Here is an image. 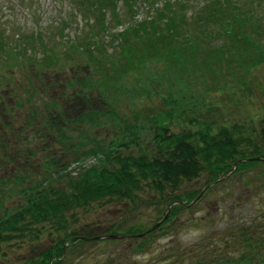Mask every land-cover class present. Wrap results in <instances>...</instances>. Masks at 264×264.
I'll list each match as a JSON object with an SVG mask.
<instances>
[{"label": "rangeland", "instance_id": "1", "mask_svg": "<svg viewBox=\"0 0 264 264\" xmlns=\"http://www.w3.org/2000/svg\"><path fill=\"white\" fill-rule=\"evenodd\" d=\"M85 1L0 0V41L8 51L5 57L0 46V63L3 64H0V215L5 206L12 207L24 200L18 193L21 186L44 177L53 178L51 184L57 186V174L50 176L56 166L49 165L48 161L68 162L66 170L74 175L80 167L96 161L95 155L82 153L84 149L122 141L124 134L132 131L131 127L139 131L140 141L147 140L154 132L153 127L150 129L149 117L172 108L160 95L167 96L171 90L178 92L174 84L175 74L171 69L162 73L164 67L161 63L151 64L149 71H132L120 80L125 88L111 90L108 95V90L103 92L106 94H100L103 88L98 83L100 78L89 74L84 64L86 60L81 56L88 57L86 48L90 45L97 56L91 63L96 70L103 64L99 57L102 53L118 57V44L123 43L118 33L154 12L149 0L132 3L116 0L104 9L102 0ZM163 1L156 0L154 6H161ZM170 1L176 3L178 0ZM187 1L186 21L189 24L193 8H198L204 0ZM238 3L244 8L253 7L257 23L264 26V0H238ZM128 40L133 43L135 38ZM222 40L216 38L211 44L216 47ZM144 41L146 39L142 36L139 47ZM79 47H82L80 51L77 50ZM51 50L58 58L61 56L53 63L54 58L45 57ZM105 65L107 75L112 76L111 66L108 62ZM223 67L219 70L224 71L226 77H219L216 81L221 80L218 81L221 86L224 81L230 85L232 76L226 73L224 64ZM89 71L94 72L90 66ZM236 74L239 76L241 72ZM79 75L91 80V90L84 92L78 81ZM247 79L243 84L234 82V86L224 87L222 91L212 90L209 94L205 88H214L213 79L206 77L205 82L199 84L192 80L189 82L190 94L200 100L198 103L203 101L214 105L210 111L213 117L218 115L219 119L227 121H243L250 125V131L259 130V119L264 116V61L249 72ZM111 80L120 85L118 80ZM146 89L151 96L145 94ZM155 91H159V95H153ZM52 102L56 103V110H53ZM184 107L186 115L191 116L192 107L189 104ZM81 108L113 111L119 119L113 123L101 112L96 120L104 124L98 127L90 122V128L84 133L82 124L74 120ZM59 110L62 116L58 114ZM186 115L182 119L188 120ZM129 124L144 128L141 130ZM172 127L179 131L182 126L174 122ZM61 135L71 138L63 141ZM29 152L33 155L30 156ZM226 179L227 176L223 178ZM204 181L205 174H202L194 185L203 187ZM199 197L193 210L183 211L168 223L164 232L157 231L151 236L150 246L144 252L133 249L135 239L117 237L116 240H106L102 234L113 223L139 221L149 224L158 215L153 206L141 204L134 213L130 205L113 201L102 208H89L88 212L77 210L78 218L73 227L80 232H90L95 239L72 252L65 251L62 264H161L174 247L193 245L202 238L220 244L224 235L222 229L234 222L256 220L264 223V166H247L223 185ZM66 220L69 231L71 211ZM56 236L32 239L26 235L3 243L1 251L4 255L0 256V264H24L52 244Z\"/></svg>", "mask_w": 264, "mask_h": 264}, {"label": "trees", "instance_id": "2", "mask_svg": "<svg viewBox=\"0 0 264 264\" xmlns=\"http://www.w3.org/2000/svg\"><path fill=\"white\" fill-rule=\"evenodd\" d=\"M186 1L173 3L164 0L161 6H154L156 0H149L154 12L148 14L147 19L118 33L123 39V43L118 44L119 56L113 57L104 52V57L102 53L99 57L103 59V64L97 70L94 65L91 67L97 56L90 45L86 48L88 57L81 56L86 60L84 64L89 74L100 78L99 86H103L101 92L98 88L100 94L108 90L109 95L111 90L125 88L121 78L138 69L148 70L151 64L161 63L164 67L162 73L171 69L178 92L171 90L167 96L160 97L172 108L149 117L150 129L153 127L154 132L147 140L140 141L139 131L131 127L132 131L124 134L122 141L84 149L82 153L95 155L96 161L80 167L74 175L66 170L68 162L48 161L49 165L56 166L50 176L57 174V186L51 184L53 178L44 177L18 189L24 200L12 207L5 206L4 213L0 215V256L4 255L1 244L16 238L30 235L32 239H39L57 235L52 244L24 264H62L65 251L72 252L95 239L90 232H80L73 227L78 218L76 211L88 212L89 208H102L113 201L130 205L134 213L141 204L153 206L157 211L158 215L149 224L139 221L113 223L102 234L106 240H116L117 237L110 235L135 239L133 249L144 252L150 246L151 236L157 231L164 232L168 223L183 211L194 209L201 192L205 194L223 185L247 166H264V116L259 119L258 131H250V125L243 121H227L219 119L218 115L213 117L210 111L215 106L203 101L198 103L200 100L190 94L189 84L192 80L199 84L210 77L215 86L205 88L209 94L212 90L222 91L224 87L234 86V82L239 85L245 83L249 72L264 61V26L257 23L253 7L244 8L238 0H204L198 8H193L194 14L188 24ZM113 2L116 0H102L103 9ZM142 36L146 41L139 47ZM130 37L135 38L133 43L129 42ZM216 38L223 40L215 47L211 42ZM0 46L7 57L8 51L1 41ZM49 53L45 57L54 58L51 63L61 58L53 50ZM106 62L111 66L112 76L107 75ZM88 64L94 72L89 71ZM223 64L226 73L232 76L230 85L224 81V86H221L218 83L221 80L216 81L219 77H226L224 71L219 70L224 69ZM236 72L241 74L237 76ZM112 77L120 85H115ZM78 79L84 92L92 89L91 80L81 75ZM145 91L151 96L147 89ZM157 94L159 91L153 95ZM188 104L192 107L191 116L185 113L184 105ZM52 108L56 110L55 102H52ZM101 112L111 122L117 123V113L98 108H81L74 120L82 124L81 131L85 133L90 128V122L98 127L104 124L96 120ZM58 114L62 116L60 110ZM184 115L188 120L182 119ZM174 122L182 126L179 131L173 129ZM129 125L141 130L144 128L139 124ZM86 136L89 141L92 140L89 134ZM61 138L69 141L71 137L61 135ZM29 155L33 153L29 152ZM202 174H205L203 187H197L194 183ZM169 206L166 218L154 230L148 231L164 217ZM70 211L71 230L67 231L66 216ZM222 230L221 245L202 238L193 245L174 247L161 264H264L263 221L234 222Z\"/></svg>", "mask_w": 264, "mask_h": 264}, {"label": "water", "instance_id": "3", "mask_svg": "<svg viewBox=\"0 0 264 264\" xmlns=\"http://www.w3.org/2000/svg\"><path fill=\"white\" fill-rule=\"evenodd\" d=\"M259 157H257L256 159H258ZM169 208H170V206L169 207H167V210H166V212H165V215H164V217L160 220V221H158L157 223H155L148 231H151V230H154L160 223H161V221H163L165 218H166V216H167V213H168V211H169ZM147 231V232H148ZM144 234V233H143ZM109 237H119V236H117V235H110Z\"/></svg>", "mask_w": 264, "mask_h": 264}]
</instances>
